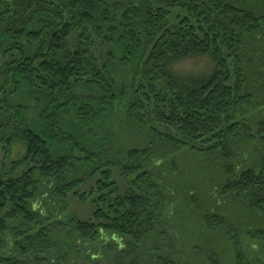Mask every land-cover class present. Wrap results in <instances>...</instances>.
<instances>
[{"label": "trees", "instance_id": "trees-1", "mask_svg": "<svg viewBox=\"0 0 264 264\" xmlns=\"http://www.w3.org/2000/svg\"><path fill=\"white\" fill-rule=\"evenodd\" d=\"M261 3L0 0V264H79L74 252L97 239L127 264H144L137 249L155 233L165 198L147 170L119 157L157 166L167 143L173 151L189 143L198 155L219 154L225 162L237 157L234 143L242 150L239 165L222 169L220 190L212 186L210 205L196 207V195L184 199L200 210L195 228L203 225L208 236L221 231L236 263L247 264L236 227L215 211H243L264 222V154H251L264 145V120L257 135L240 120L254 107L258 81L264 85ZM248 48L262 60L252 75ZM196 57L209 58L212 69L188 78L174 71V63ZM108 114L116 123L110 137L98 130ZM131 126L159 141L141 145ZM119 132L130 148L106 150L103 143L117 144ZM15 142L25 153L7 167ZM117 170L129 183L124 190ZM70 197L89 201L91 217L69 214ZM105 252L102 245L86 251L82 264H98ZM190 258L158 264H194Z\"/></svg>", "mask_w": 264, "mask_h": 264}, {"label": "rangeland", "instance_id": "rangeland-1", "mask_svg": "<svg viewBox=\"0 0 264 264\" xmlns=\"http://www.w3.org/2000/svg\"><path fill=\"white\" fill-rule=\"evenodd\" d=\"M105 1L122 2L127 0ZM262 5L264 4H258L257 8H260ZM178 13L179 11L177 10L173 11L172 16L174 17ZM101 51L104 50L101 48ZM245 55V64L252 75L254 70H256V62L260 63L262 61L260 60L261 57L257 58L258 55L255 56V53L251 51L250 48L246 50ZM173 69L182 77H198L209 72L212 69V64L207 57H196L174 63ZM251 86L254 87V84L252 83ZM254 88V107L253 109L248 110V113L240 120L243 123L248 124L252 133L257 135V123L264 120V85L262 84V81H258L257 86ZM32 112L33 111L30 109V112L28 111V115H26L30 121L35 119ZM98 126V130L109 137L113 136V133L116 131V123H114L109 114L104 115ZM158 129L160 130L162 128L159 127ZM79 130L77 137L82 141L79 137L84 135L85 129L83 130L80 127ZM130 132L135 134V140L141 145H145L146 142L152 138L154 142L159 141L156 137H145L144 132H139L136 127L130 128ZM120 135H122V132H119L117 144L114 143L111 138L103 143L102 146L106 148V150H111V147H115V149L117 148L121 152H125L130 147L125 140V137L123 138V136ZM259 140L261 139L258 138L255 141L257 146H259ZM234 144L236 146L235 152L237 157H233L231 162H225L219 154L209 157L198 155L189 149V143L187 147L176 149L175 151H173V145L167 143V145L164 146V159L163 161H160V164H157V166L154 165L155 160L146 161L145 159L137 158L134 161L128 162V158L124 155H120L119 160H121L122 163L127 164V166L139 165L143 170H147L152 179L160 186L165 198V211H163L161 221L157 226L155 233L148 236L143 241L142 246L137 249V252L141 256L143 255L144 264H158L159 260L164 259V257L169 261L177 260V262H181V260L191 259V256L195 258L196 262H194V264H211V252L214 254L213 257L217 264H237L236 254L231 240L221 231L216 232V234L212 236L209 234L208 236L209 231H206L203 225L199 228H195V224L199 220L198 215L200 210L196 211L193 208H187L188 203L187 200L184 199L185 196L188 198L191 195H196L198 198L196 201V207L198 208L203 205L208 206L211 204L213 201L210 198L212 186L214 185L213 188L217 187L219 189L220 178L227 175L225 172H222L224 166L239 165V158L244 155L242 154V150L238 149L237 144ZM58 152L67 153V150L60 148ZM161 152L163 154V150H161ZM24 153L25 146L20 142H15L10 155L5 160V165L9 167V164L12 161L21 158ZM251 154L255 159H259L260 156L264 154V145L258 148L255 153ZM212 160H216V164L219 166L218 168H215V164ZM238 169L240 171V169L242 170L244 168L242 166ZM115 176V180L118 181L117 183L120 190H124L129 186L127 179L120 177L118 170L115 171ZM89 186L90 184L84 186L82 190H87ZM68 206V213L73 214L80 219H88L92 215L93 208L89 201L80 202L78 199L70 197L68 200ZM231 212L232 213H229V209L223 208L221 211H215V214L218 213L223 215L233 226L236 227L245 262L247 264H264V235H257L256 233L257 230L264 229V222L260 220L261 218H255L250 214L243 213V211H239L238 213ZM63 216L66 217L67 214ZM210 241L211 243L209 244ZM85 243H89L86 249H78L77 252H74L73 254V257L75 256L77 259V263H88L89 259L85 256L86 251H94L97 246L102 245V248L105 249L106 252L104 258L99 261L98 264H127L126 259L122 258L120 254H116L109 250L108 243L102 242L103 244H101L100 239H97L94 242L87 241Z\"/></svg>", "mask_w": 264, "mask_h": 264}]
</instances>
